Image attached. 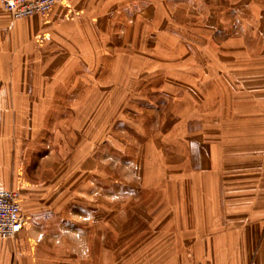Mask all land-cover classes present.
Wrapping results in <instances>:
<instances>
[{"label":"crops","instance_id":"crops-1","mask_svg":"<svg viewBox=\"0 0 264 264\" xmlns=\"http://www.w3.org/2000/svg\"><path fill=\"white\" fill-rule=\"evenodd\" d=\"M133 1L66 0L18 20L0 4V190L17 191L25 220L0 239V264H264V0H212L210 19L225 17L226 27L202 24L201 49L181 54L194 58V81L217 91L218 109L200 113L212 120L209 134L196 131L203 160L165 165L160 209L131 211L146 217L147 240L116 237L112 257L105 226L91 242L62 223L83 215L68 210L69 185L58 177L59 123L89 137L98 105L100 136L108 91L137 92L138 53L106 34Z\"/></svg>","mask_w":264,"mask_h":264},{"label":"rangeland","instance_id":"rangeland-1","mask_svg":"<svg viewBox=\"0 0 264 264\" xmlns=\"http://www.w3.org/2000/svg\"><path fill=\"white\" fill-rule=\"evenodd\" d=\"M211 1L135 0V9L134 5L121 9L117 14L121 20L108 25L106 34L123 53H138L137 92L108 91L105 133L100 136L99 125L102 129L104 122L99 123L97 114L104 107L98 105L91 108L89 137L69 131L70 122L59 123L58 177L69 185L64 191L70 197L68 210L83 215L74 214L62 223L74 226L77 240L85 236L91 242H97L98 226H105L108 256H115L116 237L123 243L131 238L147 240L146 217L130 213L152 210L154 203L155 210L160 209L163 179L169 172L165 165L203 160L199 143L203 138L196 131L209 134L212 120L201 121L200 113L217 111V91L210 89L208 79L201 85L194 81L189 64L194 58L186 62L180 57L194 53L201 44L195 34L198 27L214 22L209 16ZM204 2L208 9L200 7ZM218 21L220 29L226 27L225 17ZM87 144L84 154L82 146ZM70 232L63 235L70 237ZM129 253L128 245L122 254Z\"/></svg>","mask_w":264,"mask_h":264},{"label":"built area","instance_id":"built-area-1","mask_svg":"<svg viewBox=\"0 0 264 264\" xmlns=\"http://www.w3.org/2000/svg\"><path fill=\"white\" fill-rule=\"evenodd\" d=\"M66 0H0L1 7L12 20L32 16L46 17L53 7L63 5ZM18 193L14 190H0V239H9L24 226Z\"/></svg>","mask_w":264,"mask_h":264}]
</instances>
